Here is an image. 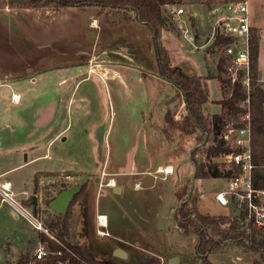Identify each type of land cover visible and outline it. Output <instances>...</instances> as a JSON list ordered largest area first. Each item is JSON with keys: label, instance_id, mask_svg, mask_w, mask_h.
Here are the masks:
<instances>
[{"label": "rangeland", "instance_id": "rangeland-1", "mask_svg": "<svg viewBox=\"0 0 264 264\" xmlns=\"http://www.w3.org/2000/svg\"><path fill=\"white\" fill-rule=\"evenodd\" d=\"M234 1L239 0H175L165 6L170 29L164 40L169 46L172 64L181 66L189 74L205 76L215 70L213 56L208 53L207 47H196L194 40L184 35L180 25L184 23L191 36L198 31L199 40L204 42L211 33L210 23L227 14L228 5ZM247 3L250 17L259 13L262 20L257 21V24L264 30V0H247ZM181 7L185 12L180 17L177 11ZM215 7L217 13L211 16L210 10ZM96 11V5H87L64 7L50 13L45 8L10 6L8 0H0V92H8L9 96L13 91L21 92L24 97L25 89L21 85H25V81L29 82L33 76L37 80L33 84L35 93L61 94L60 104L53 95H50L49 103L46 100L43 103L38 100L34 102L37 113L56 107L57 116L49 126L56 128L57 132L63 131V136L50 144L51 159L39 160L35 166L65 168L78 177L64 178L65 175L47 174L41 178L38 175L39 183L33 191L32 165H29L15 167L0 177V183L10 178L18 192L14 195L16 201L23 204L20 196L25 197L22 191L26 190L30 194L27 197H32V194L37 196L39 207L53 211L42 201L39 186L43 183H50L51 192L57 195L63 184L70 187L86 183V192L88 183L94 182L96 174L104 179L94 184L98 189L104 188L110 182L109 178L114 177L124 186L123 192L115 198L119 199L118 206L126 210L129 206L134 209L138 205L134 209L138 213L132 212L126 217L130 224L141 216L144 220L148 219L147 216L155 208L170 217L168 211L171 209L178 176L194 167L190 159L194 137L177 136L170 142L161 139L159 131L157 133L151 127V123H162L163 111L156 104L159 88L162 93H174L171 82L159 79L160 69L151 28L137 20L111 23L106 16H98ZM193 13L198 18L193 17ZM94 19H97L96 23ZM215 50L216 56L220 55L219 49ZM258 70L264 80V42L258 48ZM63 78L66 80L59 83ZM204 79L210 96H220L218 81L213 77ZM4 82H9L10 87ZM9 96L0 97V111L14 106ZM205 107L211 112L222 109L221 105L213 102H208ZM152 136L154 140H151ZM63 137L66 139L63 140ZM131 150L136 157H142L139 158L142 162L137 164L135 170L149 168V173L133 170ZM59 154L62 158L53 157ZM215 160L219 165H224L221 156ZM166 163L172 164L176 172L167 179L154 178L155 168ZM15 164L0 159V171ZM197 179V184L204 183L207 193L227 187L225 177H205L203 181ZM136 182H139L138 185ZM54 184L55 187H52ZM109 195L112 196V193L106 188L96 193L94 199L98 210H108L103 206V201ZM1 198L0 194V201ZM76 202L71 207V214ZM27 206L31 208L33 205ZM200 210L223 212L230 216H234L235 212L232 205L213 204L208 198L202 201ZM12 211L17 209L8 200L2 202L1 244L4 239L19 237L18 233L21 234L23 228L31 227L23 214L16 217ZM116 217L117 212H114L113 219ZM165 236L169 237L168 234ZM182 241L186 240L182 238ZM134 251L138 255H153L160 260V264L163 261L147 251ZM208 257L210 264H242L237 260V263L234 262L233 251L212 252ZM188 264L209 263L194 255Z\"/></svg>", "mask_w": 264, "mask_h": 264}, {"label": "trees", "instance_id": "trees-1", "mask_svg": "<svg viewBox=\"0 0 264 264\" xmlns=\"http://www.w3.org/2000/svg\"><path fill=\"white\" fill-rule=\"evenodd\" d=\"M175 0H8L10 6L45 8L50 13H55L64 7L96 5V14L104 15L111 23L117 20L129 21L137 19L146 23L153 31V47L155 49L160 73L169 78L173 84L174 93H163L161 102L164 110L163 136L173 139L175 136L189 135L199 145L194 152L196 162V178L228 177L232 169L221 168L215 160L230 151L224 139L219 137L221 123L226 120L237 119L245 108L240 102L247 96L240 81L229 83L230 95L217 100H212L227 109L224 115L207 113L205 104L210 102L209 92L204 83V77L187 73L181 66L172 64L170 49L164 40L165 34L170 29V21L165 14V6ZM113 16V17H112ZM117 16V18H116ZM115 17V18H114ZM230 38L217 34L212 45L227 44ZM251 152L254 168L252 180L255 187H264V88L259 79L258 71V38L251 32ZM225 57H219V71H225ZM166 80V79H165ZM164 80V81H165ZM171 96V97H170ZM167 98H169L167 100ZM207 135V141H205ZM204 160L200 161L199 156ZM190 181L181 185L176 192L179 201L176 214L177 224L182 234L196 236V251L201 259L210 264L209 254L221 252L230 248L242 252L255 253L252 264H264V225H257L253 221H246L245 214L226 215L203 213L198 207V193L193 191L191 196ZM38 183L36 182V186ZM42 201L48 205L55 198L50 190V183L40 185ZM55 187V184L52 185ZM63 184L58 190L68 188ZM86 183L81 185V190L75 194L69 207L64 213H56L37 206L36 212L45 228L53 235L45 232L41 240L48 250L44 259H37V264H160V260L153 255H134L124 260L120 258L97 259L88 248L87 244H77L69 241L71 234V207L85 192ZM24 205H33L32 197L22 199ZM230 226V227H226ZM244 228V229H243ZM30 252L21 255L19 264L32 260Z\"/></svg>", "mask_w": 264, "mask_h": 264}, {"label": "crops", "instance_id": "crops-1", "mask_svg": "<svg viewBox=\"0 0 264 264\" xmlns=\"http://www.w3.org/2000/svg\"><path fill=\"white\" fill-rule=\"evenodd\" d=\"M172 4V3H170ZM170 4H167L170 5ZM217 13V8H213L210 10V15L215 16ZM178 16H182L181 14H178ZM250 15V14H249ZM193 17H197L195 13L192 15ZM198 18V17H197ZM95 23L97 22V19H94ZM131 20H137V19H131ZM129 20V21H131ZM251 32H255L258 38V48L261 45L262 42H264V30L262 29V26L257 24V21L262 20L259 16V13H257L256 16H251ZM138 21V20H137ZM141 22V21H139ZM94 23V24H95ZM144 23V22H141ZM146 24V23H145ZM213 23H210V32L211 27ZM150 27V26H149ZM180 27L183 29V32H185V36L191 38L195 42V46L207 47V51L211 56H213V67L214 71L209 73L208 75H201L203 77H213L218 81L219 89L221 95L212 98L210 96L211 101L222 99L230 95V89L229 84L224 80L225 78V71H219V57L220 55L215 54V46L212 45L213 41L209 39L206 41H200L199 40V33L198 31H195L193 36L189 34L188 28L184 25H180ZM195 27V26H194ZM202 27V26H201ZM151 28V27H150ZM205 28V27H202ZM196 30V28H195ZM152 31V28H151ZM153 33V31H152ZM167 35V34H166ZM211 44V45H210ZM210 46V48H209ZM259 71V70H258ZM159 79L161 81L165 80V78L161 75L159 71ZM259 79L264 84V80L260 77ZM19 80H25V79H19ZM30 81H25V85H21L22 88L25 89V92H23L24 97H22L21 92L13 91L11 96L8 95V92L6 94H3L0 92V97L3 96H9L11 98V103L14 104L11 105V107L6 108L4 111H0V159L3 162H6L8 160L15 162V166H12L8 169H4L3 171H0V177H4L6 174L11 172L12 169L19 166H30L31 174L33 175V185L34 189L37 187L36 182L37 176L41 175V178H45L47 174H58V175H65L64 178H74L76 177V174L69 172L68 170L62 169H55V168H48V167H36L35 164L39 160H45L47 158L51 159V146L50 144L53 142L56 138H61L63 136V131L57 132L56 128H51L49 126V123L52 119H54L57 116V108L51 110V111H43L41 113H37L34 108V102L35 100L41 101L42 103L46 100L47 103H49V100L51 99L50 95L56 97L58 104L61 102V94H51V93H35L34 89V83L37 81L35 77H31L29 79ZM66 79H60L59 83H62ZM166 81H169L166 79ZM171 82V81H169ZM7 87H10L9 82H4ZM172 83V82H171ZM204 83L206 84V81L204 79ZM207 90L208 87L205 85ZM209 92V90H208ZM161 93V95H160ZM162 91L159 88L158 97L156 99V104L162 109L163 115L164 110L161 102L162 97ZM41 97H40V96ZM216 105H220L218 103L213 102ZM207 104V103H206ZM205 104V105H206ZM205 111L207 113H217L224 115L227 112L226 108H223L218 110V112H211L206 107ZM38 121V122H36ZM37 123V124H36ZM151 127L158 133L161 137V139L167 140V141H174V139L177 136H175L173 139H166L163 136V117H162V123H151ZM158 129V130H157ZM147 136V135H146ZM188 136V135H183ZM66 138L63 137V140ZM153 136L151 137V140H154ZM148 140V139H147ZM195 141V139H194ZM43 147V148H42ZM199 147V145H196L194 142V148L191 149V155L190 159L192 160L194 167L192 170H188L182 174V176H178L177 183L175 185V189L173 191V196L171 200V209L170 211V217L165 214H162L158 212L155 208L154 211H152L147 217L148 219L144 220L143 216L141 218L135 219L132 224L129 223V221H126V217H129L130 214L138 213L137 209L138 205L134 206V209H124L120 208L119 205V199H115L116 195L120 194L124 190V186L114 178L110 177V182L104 186V188L109 189L112 193V196H107L106 199L103 201V206L106 207L108 210H101L97 209L95 206V195L98 193L99 190L104 189L102 188H96L94 187V184L99 183L100 181L104 180L102 176L98 174H94V182L88 183V190H86L85 194L82 196V198L76 202L74 209L72 211L71 215V234L69 237V241L72 243L87 244L88 248L90 249L91 253L97 258V259H104V258H120V259H130L134 255L137 254V249H141L144 251H147L149 253H152L154 255H157L158 257L162 258L161 264H188L194 255H197L196 251V236L195 235H184L181 233L179 226L177 224V210L179 201L176 196L177 189L183 185L185 182L189 181L192 183V177L195 171V164L196 162L193 159L194 152ZM39 148H42L39 149ZM133 150V149H132ZM132 150L130 151L131 158L133 161V170L134 171H140L144 173H149L151 169L144 168V170H135L137 168V164H140L142 161L140 160L142 157H136V155L133 154ZM129 153V154H130ZM199 156V160H204L203 155H196ZM55 158H62L61 154L53 156ZM140 158V159H139ZM150 158V162H152V158ZM148 158V161H149ZM140 165V166H144ZM166 166H172L173 172L169 174H164L158 172L159 169L164 168ZM176 172V169L174 166L170 163L166 164H159L154 171V178L158 177L161 179H167L170 175L174 174ZM78 178V177H76ZM201 181L205 180V178H200ZM199 179L196 181L198 182ZM10 183V189L13 192V195L18 192L15 190L13 182L10 180V178H6L1 181L0 186L4 183ZM194 185V188L192 190L196 191L198 193V207L201 209L202 201L205 200V198H208L211 200L213 204L219 202L215 199V194L220 191H216L214 193H207L204 190V183ZM39 183V182H37ZM139 182H136L135 184L138 185ZM191 183H190V190H191ZM44 184V183H43ZM197 186L198 188H196ZM224 189V188H223ZM221 189V190H223ZM26 196L21 197L20 199H24L30 194H27V191H22ZM36 192V191H35ZM33 193V192H32ZM31 193V194H32ZM190 193V192H189ZM33 195V194H32ZM19 199V200H20ZM89 201V202H88ZM2 202L0 201V207L2 205ZM69 207V206H68ZM32 210H34V207L31 206ZM199 209V210H200ZM201 211V210H200ZM114 212H117L116 219H113ZM203 213H210V214H226L223 212H210V211H201ZM12 213L19 217V213L17 211H12ZM235 214V212L233 213ZM98 216L101 217L99 220ZM170 221V223H168ZM30 229L28 227L23 228L22 233L19 234V237L13 239L8 238L4 239L3 243L4 246L1 244L0 241V264H19V260L21 255L26 254L30 252V256L32 260L30 261V264H37V259L35 258V252L41 245L45 244L41 240V234L42 230H38L35 227H33L30 224ZM227 228L230 226H226ZM165 234H168L169 237H166ZM164 235V236H163ZM182 236V237H181ZM1 238V237H0ZM182 238H184L186 241H182ZM191 244V246H189ZM118 249H121L126 252L127 256L122 257L116 254V251ZM233 251L235 252V258H233L234 262H242V264H252L253 260L255 259V253L252 252H242L238 251L236 249L230 248L221 252H229ZM237 260V261H236Z\"/></svg>", "mask_w": 264, "mask_h": 264}, {"label": "built area", "instance_id": "built-area-1", "mask_svg": "<svg viewBox=\"0 0 264 264\" xmlns=\"http://www.w3.org/2000/svg\"><path fill=\"white\" fill-rule=\"evenodd\" d=\"M178 14L185 12L184 8L178 9ZM217 34L230 38L227 44L218 43L215 48L220 55L225 57L224 68L229 83L240 81L247 96L240 102L245 111L237 119L226 120L221 123L219 137L224 139L230 151L221 155L226 168L232 169V174L227 179V187L215 194V199L220 205H232L234 215L245 214L246 221H253L257 225H264V187H255L252 180L254 163L251 152L252 124H251V20L247 0L234 1L227 7V14L215 19L211 27L210 39L214 42ZM264 88V84H263ZM222 168L223 166L220 165ZM160 173L173 172L172 166L160 168ZM2 201L8 200L18 211L23 214L30 224L42 230L51 237L53 235L44 227L37 212L32 208L15 200L10 186L4 183L0 186ZM99 220L101 219L98 216ZM48 250L44 245L35 252L37 259H44Z\"/></svg>", "mask_w": 264, "mask_h": 264}, {"label": "water", "instance_id": "water-1", "mask_svg": "<svg viewBox=\"0 0 264 264\" xmlns=\"http://www.w3.org/2000/svg\"><path fill=\"white\" fill-rule=\"evenodd\" d=\"M163 77L165 79L171 81L169 78H166L165 76H163ZM205 141H207V135H206ZM196 171H197V166L195 164V171H194V174L192 177L191 190H190L189 196H191L192 190H193L195 182H196ZM80 190H81V185L74 184V185L60 191L55 196L54 199L49 201L48 207L56 213H64L67 210L68 206L70 205L71 201L73 200L75 194H77ZM32 199H33V207H34V210L36 211L37 206H38V198L35 194H33ZM116 254L119 256H122V257L127 256L126 252L121 250V249H118L116 251Z\"/></svg>", "mask_w": 264, "mask_h": 264}, {"label": "bare ground", "instance_id": "bare-ground-1", "mask_svg": "<svg viewBox=\"0 0 264 264\" xmlns=\"http://www.w3.org/2000/svg\"><path fill=\"white\" fill-rule=\"evenodd\" d=\"M6 184H7V187H9V186H10V183H8V182H7Z\"/></svg>", "mask_w": 264, "mask_h": 264}]
</instances>
